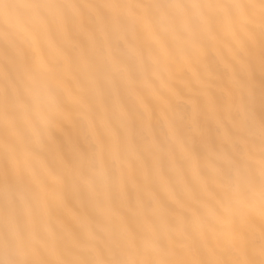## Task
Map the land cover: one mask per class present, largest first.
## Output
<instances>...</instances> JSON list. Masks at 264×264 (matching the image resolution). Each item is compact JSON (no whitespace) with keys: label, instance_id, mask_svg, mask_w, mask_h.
I'll return each mask as SVG.
<instances>
[{"label":"snow or ice","instance_id":"obj_1","mask_svg":"<svg viewBox=\"0 0 264 264\" xmlns=\"http://www.w3.org/2000/svg\"><path fill=\"white\" fill-rule=\"evenodd\" d=\"M0 264H264V0H0Z\"/></svg>","mask_w":264,"mask_h":264}]
</instances>
